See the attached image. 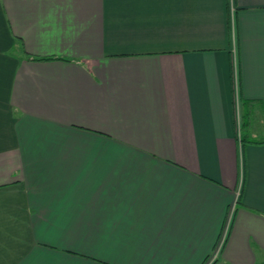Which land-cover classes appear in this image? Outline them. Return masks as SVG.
Returning <instances> with one entry per match:
<instances>
[{
	"label": "crops",
	"instance_id": "1",
	"mask_svg": "<svg viewBox=\"0 0 264 264\" xmlns=\"http://www.w3.org/2000/svg\"><path fill=\"white\" fill-rule=\"evenodd\" d=\"M213 257L264 264V0H0V264Z\"/></svg>",
	"mask_w": 264,
	"mask_h": 264
},
{
	"label": "built area",
	"instance_id": "2",
	"mask_svg": "<svg viewBox=\"0 0 264 264\" xmlns=\"http://www.w3.org/2000/svg\"><path fill=\"white\" fill-rule=\"evenodd\" d=\"M228 224H230V218L228 219ZM227 233H228V228L227 229L225 228L223 236H222V239L219 242V244L217 245V248H216V251H215L216 255L220 252V250H221V248H222V246L224 244V241L226 239ZM214 260H215V257L211 258L210 261H209V264H211Z\"/></svg>",
	"mask_w": 264,
	"mask_h": 264
},
{
	"label": "trees",
	"instance_id": "3",
	"mask_svg": "<svg viewBox=\"0 0 264 264\" xmlns=\"http://www.w3.org/2000/svg\"><path fill=\"white\" fill-rule=\"evenodd\" d=\"M243 124H244V117H243Z\"/></svg>",
	"mask_w": 264,
	"mask_h": 264
},
{
	"label": "rangeland",
	"instance_id": "4",
	"mask_svg": "<svg viewBox=\"0 0 264 264\" xmlns=\"http://www.w3.org/2000/svg\"><path fill=\"white\" fill-rule=\"evenodd\" d=\"M207 264H209V262Z\"/></svg>",
	"mask_w": 264,
	"mask_h": 264
}]
</instances>
